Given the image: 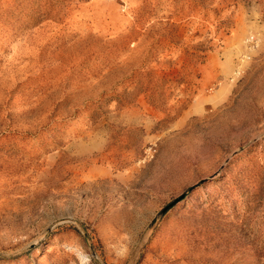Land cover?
Returning <instances> with one entry per match:
<instances>
[{"label":"rangeland","instance_id":"1","mask_svg":"<svg viewBox=\"0 0 264 264\" xmlns=\"http://www.w3.org/2000/svg\"><path fill=\"white\" fill-rule=\"evenodd\" d=\"M0 264H264V0H0Z\"/></svg>","mask_w":264,"mask_h":264},{"label":"water","instance_id":"2","mask_svg":"<svg viewBox=\"0 0 264 264\" xmlns=\"http://www.w3.org/2000/svg\"><path fill=\"white\" fill-rule=\"evenodd\" d=\"M171 206V205H170Z\"/></svg>","mask_w":264,"mask_h":264}]
</instances>
